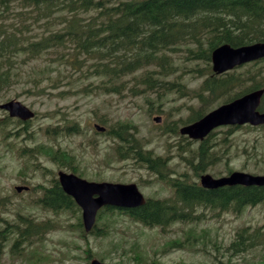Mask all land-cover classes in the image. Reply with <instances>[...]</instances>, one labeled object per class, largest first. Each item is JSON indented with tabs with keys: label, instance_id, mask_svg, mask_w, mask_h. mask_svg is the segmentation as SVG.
<instances>
[{
	"label": "trees",
	"instance_id": "16d2710c",
	"mask_svg": "<svg viewBox=\"0 0 264 264\" xmlns=\"http://www.w3.org/2000/svg\"><path fill=\"white\" fill-rule=\"evenodd\" d=\"M34 28L36 32L31 34ZM258 41H264V0H0V97L18 86L30 91L31 84L41 83L40 77L50 75L52 70L60 73L61 66L69 74L66 78L72 90L68 92L78 84L75 89L80 87L82 91L90 85L89 89L103 93L121 94L128 89L133 95L153 91L157 95L178 92L191 96L197 106H189L190 115L181 120L185 125L222 103L264 88V58L220 74L211 69V52L218 45L228 43L237 47ZM42 54L52 60L38 65L35 74L25 72L29 63ZM177 71L194 73L201 80L196 88H189L180 74L171 77ZM92 78L96 84H92ZM83 80H87L85 86L79 85ZM57 82L53 87H57ZM259 109L264 111V94ZM6 120L22 125L10 117ZM64 128L66 134L71 133L69 127ZM238 128L264 130V124L228 127L223 139ZM177 130L176 124L167 129L174 133ZM46 131L54 135L56 128ZM214 132L195 147L189 145L194 140L181 136L188 144L185 150L192 155L185 159L193 172L172 175L167 158L145 148L133 123L108 126L105 133L113 141L116 157L130 159L137 167L156 174L170 193L146 197L142 205L132 208H101L96 221H104V225H95L90 233L105 235L110 229V216L116 214L147 227L164 229L175 223H197L220 212L239 214L246 207L263 204L264 184L223 185L214 189L200 185V174L224 157L212 148ZM263 147L264 138L258 144L260 153L256 159L264 160ZM36 150L50 156L59 168L81 175L73 153L47 144L37 145ZM27 154H32V149L22 147L20 155ZM38 186L41 193L37 203L44 210L55 215L80 210L73 198L64 193L55 173L50 174L48 185ZM57 225L55 220H37L19 211L12 220L0 215V249L11 242L9 252L18 255L43 240ZM76 226L80 235L86 236L80 218ZM184 243L176 239L170 242L174 247ZM260 245H264V232L259 227L245 226L236 230L228 248L241 254ZM85 253L89 259L90 250ZM217 264L227 263L218 259Z\"/></svg>",
	"mask_w": 264,
	"mask_h": 264
},
{
	"label": "rangeland",
	"instance_id": "374dc122",
	"mask_svg": "<svg viewBox=\"0 0 264 264\" xmlns=\"http://www.w3.org/2000/svg\"><path fill=\"white\" fill-rule=\"evenodd\" d=\"M35 32L34 28L31 34ZM49 60L52 58L42 54L38 60L29 63L25 72L35 74V68ZM175 60L180 64L177 58ZM60 70V73L52 70L50 75L40 77L39 84L29 83L30 91L18 86L0 97V103L19 100L36 113L26 126H16L6 120L7 113L0 110V123L6 121L3 126L0 124V215L12 220L19 211L37 220L48 218L58 223L43 240L21 250L18 255L11 254V242L6 243L0 249V264H89V259L85 258L87 249L91 257H103L110 264H216L218 259L227 264H264V245L241 254L228 248L239 228L259 227L264 232V203L246 207L239 214L220 212L197 223H175L164 229L147 227L116 214L110 216V229L103 236L80 235V228L76 226L79 218L81 222L80 210L55 215L41 208L37 203L41 193L38 184L48 185L50 174L58 168L50 156L36 150L40 144L73 153L81 176L88 180L136 183L147 197L169 195L170 189L157 179L156 174L137 167L130 159L117 158L112 139L97 132L94 124L104 127L117 122L133 123L145 148L167 158L172 175L193 172L185 159L192 155L185 150L188 144L181 137L183 135L178 130V133L167 131L175 124L179 129L183 125L181 120L190 115L189 106H197L191 96L178 92L157 95L153 91L133 95L128 89L121 94L103 93L93 87L89 89L90 85L82 91L80 87L75 89L78 84L72 86L74 91L68 92L72 90L68 88L66 78L69 74L61 66ZM179 74L189 88H196L201 80L187 71H177L171 77L176 78ZM90 80L96 84L95 79ZM56 82L57 87H53ZM86 82L83 80L79 85L85 86ZM155 116L160 121L155 122ZM73 123L79 127L78 131L66 134L64 127ZM228 127L214 129L211 137L212 148L224 157L202 173L219 177L228 174L229 168L264 174V160L255 158L260 153L258 144L264 138V130L238 128L223 139ZM47 128H56V133L49 134ZM7 132L10 133L6 135ZM198 142L194 140L189 145L195 147ZM22 147L31 148L32 154L20 155ZM16 186L26 188L18 192ZM100 222L96 221V225L102 227L104 221ZM175 239L185 243L180 247L171 246L170 242Z\"/></svg>",
	"mask_w": 264,
	"mask_h": 264
},
{
	"label": "water",
	"instance_id": "95a60500",
	"mask_svg": "<svg viewBox=\"0 0 264 264\" xmlns=\"http://www.w3.org/2000/svg\"><path fill=\"white\" fill-rule=\"evenodd\" d=\"M264 57V42L233 47L223 43L215 47L211 52L213 72L219 74L233 69L245 62ZM264 88L254 89L229 102L223 103L210 110L200 119L186 124L180 128V133L192 139H203L213 128L221 125H251L264 124V111L258 106ZM0 108L8 111L11 117L28 120L34 116V112L19 100H9L0 104ZM159 121V117H154ZM97 130L103 127L95 125ZM58 180L63 191L72 196L81 208V217L84 230L90 231L94 225L97 210L105 205L116 207H136L145 202L142 193L135 183H113L88 181L74 173L60 170L57 172ZM200 184L209 189L223 185H262L264 175L252 174L235 170L221 177H214L209 173L200 175ZM21 190V187H17ZM90 264H109L99 259L92 258Z\"/></svg>",
	"mask_w": 264,
	"mask_h": 264
}]
</instances>
